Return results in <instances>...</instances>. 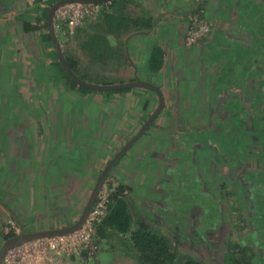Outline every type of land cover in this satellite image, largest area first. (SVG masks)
Listing matches in <instances>:
<instances>
[{"label":"rangeland","instance_id":"374dc122","mask_svg":"<svg viewBox=\"0 0 264 264\" xmlns=\"http://www.w3.org/2000/svg\"><path fill=\"white\" fill-rule=\"evenodd\" d=\"M57 1L59 0H0V198H2L5 203L7 201L9 207L14 205L15 199L20 200L16 195L11 193L14 191L17 192V180L23 183V185H32L31 189L33 191L37 189L39 192L44 191L42 187L43 184L47 185L49 190L55 187V184L61 188L60 192H58L61 193L59 196L53 198L52 196L49 197L51 203L48 202L46 208L39 205L38 208L36 206L37 209H34V206H30L31 203H28L29 205L27 206L30 209L24 211L22 215L30 214V216L20 219L21 225L25 227H18L17 219H13L11 214L9 215L7 213L1 215L0 248L7 239L19 234L20 231L26 233L32 230L30 227L31 223L43 225L44 230L59 229L71 225L80 217L88 201L89 195L99 176L95 179H82L80 176L75 177L72 173L61 172L63 178L57 183L53 181V178L52 181L49 180V176L53 175L52 177H54L56 174L58 175V169H70L73 168V166L78 168L81 165L79 164L78 157H76L79 151H74L76 150L75 147L72 148V151L76 156H67V154H65L62 159L60 157V160L53 161L56 159L52 157L53 154L59 151H56L53 145H47L49 139L48 135H54L55 129H57L56 134L58 138H63V136L68 135L66 129L61 132L63 129L62 125L64 127L67 126V124H65V117L68 118L72 130H75V126L79 128L75 130L74 134L82 135L85 134V132H82L84 131L83 129L88 131L91 129L94 131L92 135H95L99 129L100 137L102 138L104 137L101 131L103 126L107 127L108 124H110L111 129L114 130L118 124L122 122L121 119L125 115L126 118L125 120L123 119L124 124H129L131 121L135 120L138 127H141L158 106L156 95L152 91L146 89L132 88L123 91L119 90L117 92H98L78 86H76L75 89L71 88L74 87V85L67 77V74L61 70L57 61L54 60L55 56L52 51L53 48H51V43L45 39L46 35L44 34L46 30L42 27V23H46V21H44V19L43 21H37V18L40 17L42 19L46 10L48 9V12L49 8ZM225 1V6L220 11V18L223 20V23H227L225 19L233 3V0ZM258 1L260 4H255ZM258 1L254 0L247 4L245 8L248 12L246 11V13H249V18L251 19L250 14H253V8L255 14H257L258 17L261 16L264 20V2L261 0ZM192 2L193 0L189 1L190 4H192ZM216 2L217 0H215V3ZM113 3V8L115 10L118 5L116 2ZM153 8L155 9V7ZM204 8V4H200L195 11L192 10L188 15H185L187 16L186 18H188V23L183 36V43L185 46L191 47L190 49H185L183 46L179 47L178 59L180 64L183 65V61L185 62V60L182 58V54L184 52L187 53L190 62L194 59V54H196V56L198 54L199 57L202 55V58L206 61L205 70L208 69L210 72L212 66L210 63L212 61L215 62V60L218 59L217 62H220L222 58H224L222 61L226 60L225 52L224 55L221 53V50L223 52L224 46V42H222L224 34L216 30L222 27L223 23L218 19L216 20L217 17H214L215 19L212 18L213 16L207 13V10ZM100 9L101 7L97 6V12L92 20L97 18ZM240 9L241 7H239V11L242 13ZM181 12L184 11L181 10ZM194 20H197V22L201 21L208 25L210 29V32L198 41L200 42L207 38L208 44L205 46L204 50H202V53L199 51L201 46L195 45L198 42L192 45H188L186 42L188 27ZM263 20L260 21L262 26H264ZM85 21L71 34L67 30V26L61 23L58 16L54 14L53 17V29L62 55L64 58L66 57L74 61L77 67L76 74L85 76L88 83L90 82L91 84L98 85H114L133 82L136 76L142 81L153 80L155 85L159 86V89L168 90L169 88L168 91L171 90V93H173L174 86L172 85V81L167 79V76L163 79L159 75H152L151 77L150 71L144 67V65H146L145 60L141 59L138 62H135L134 59L131 60V57H135L136 48L140 47V49H142V47H147L146 43L148 39H145L142 35H136L138 32L136 33L130 30L128 32H122L118 37L108 35L111 46L119 48L121 62H116L115 60L108 63L106 66L101 65L103 63L94 64V62L91 61L90 55L86 54L83 49V45L87 41L86 36L93 32V30L89 29L87 26L88 23ZM25 22L28 24L27 30L24 29ZM213 23L214 25L212 26L211 24ZM243 23L244 21L241 24ZM127 38L129 40H127ZM241 38L245 40L244 37ZM261 39L263 43L264 36L260 39L258 38V40ZM125 41H129L127 43L128 61L123 57V44ZM246 45L247 44H239L236 42L232 46L233 49L242 54L241 51L242 49L244 50ZM249 46L252 47L249 52V61H251V65L253 64V66H255V61L257 62V67L264 65L262 64L264 62V53H258L257 51L258 48H261L260 45ZM262 46L264 45L262 44ZM243 53H245V51ZM254 54H256L255 58L253 57ZM144 55L145 51L142 53L143 58L145 57ZM95 56L99 57L101 54L96 53ZM242 57L244 58V56ZM258 57L260 58L259 61ZM196 59H194L193 62ZM260 60H262V63ZM226 66L229 67L230 70L232 67H235L233 63L230 62H228ZM218 67L221 70L222 66H217L216 68L218 69ZM234 69V71L233 69L231 71L237 76H241V78H245L246 76L251 78L253 76V73H249V71L252 70V66H249V71L247 70V72H243L242 70L238 71L239 69L236 68ZM185 71L186 75L189 76L193 70L191 67H186ZM218 73L220 74L219 71ZM214 78V75L203 78L204 89L209 90L206 91V94L203 93L204 89L200 91V89L196 88L195 92H193L190 84L195 88L194 80L197 81V79L191 81L192 78H188L186 84L188 92H182V94L187 99L189 97L193 105H195V102L198 101L200 96L205 98V96L208 95L210 101H212V98L216 96L214 93H217L219 88L218 78ZM214 81L217 82L216 87L212 85ZM177 84L178 83H176V90ZM229 85L230 83L228 86ZM229 88L231 89L233 87L229 86ZM263 88L264 85L261 86L259 95L253 92L252 98L250 95H246L244 88L243 92L241 91L239 94L235 93L237 98L243 96L241 97L242 100L239 102L240 106L237 108V110L240 108L244 110H240V112L237 111V113H239V119L241 118V112H245L244 114L246 115L256 114L254 107L257 103L261 104L264 100V96L262 95ZM252 90L257 92L256 88ZM125 92H129L130 95H133V98L131 100H126V96H123ZM235 94L233 93V95ZM119 95L120 98H117ZM146 96L150 97V99H147L150 101H148L149 106L143 112V100ZM123 98L125 102H128V106L126 107L122 103ZM153 100L155 102L151 103ZM131 101H133V105H131ZM149 108L150 110H154L146 117ZM190 111L192 112L185 116L182 114L178 116V113L177 115L168 114L166 109L152 122V126H154V124L156 125V123L163 120V128H169L166 122H170L175 129L178 127L179 132L175 135L183 139V141H180L181 139L178 138L179 140H173V143H169L168 138H172V135L167 137L156 132H148L150 136L147 138L148 135L143 134L141 140L135 143L131 147L132 150L130 149L125 155L126 158L132 159V153L136 155V153L143 148L149 149L150 147V149H156L152 152L153 158L148 154L146 155V163L148 162L146 166H149L150 172H153L151 173L153 176L145 174L141 177V174L138 172L133 175V182L139 184L130 188V191L124 198L128 203V211L134 221H141L158 234L160 233V235L166 237L182 256L189 255L195 257L205 264H233L235 263V255L232 254V250H240L241 255H245L244 263L249 264L248 258L252 256L250 257L251 264H264L263 258L261 260L259 259L260 263L258 260L260 256L264 255L263 251L258 249L260 245L264 244V236L261 235L258 238L259 232L256 233L254 229L253 234L256 233L257 240L260 242L253 247H247L246 243L248 237H251L250 233L242 240L244 232L248 233L251 231L248 230L251 227L253 230L254 227L252 224L256 219L259 225H261L260 232L264 231V192L259 194V190H255L254 192H258L259 195H256L257 197L253 195L251 199L253 202L250 203L249 198L251 193L237 186L238 179L237 176H234L235 178L232 177V175H234L233 172H226L228 170H233L234 167L236 170L237 164L239 165L238 168L246 166L241 163L244 160L243 148L241 154L238 155L237 152H240L239 144H237L236 140L231 142L232 140L229 139L227 142L228 145H226V151L228 153L230 151L232 160L227 159V161H225V157L223 160V156L226 151L219 145L221 141L227 137V133H225L227 132V127L224 128L223 125L231 124L239 128L241 122L238 120L237 124V122L235 123L236 119L224 118L225 109L220 110V108H218L217 111L214 110V126L208 127L206 123L210 113H205L207 111L202 112L201 120H203L202 122L204 125H199L194 123V120L195 116H200V112L197 111V109H191ZM142 114H144V117H141ZM258 115V117H264V111L261 113L259 112ZM175 118L179 120L182 119V121H180L182 123L177 125ZM184 120H191L193 122H187L185 125ZM261 123H264V121ZM159 125H161V123ZM152 126L150 129L153 128ZM71 133L73 135V132ZM90 133L87 132V134ZM116 134L118 133L113 131L110 135H105L111 138L115 137ZM202 136H205V140H208L207 147L203 150L196 147L199 144L197 138ZM240 136L247 139L251 135L245 132V127L242 126L241 134H239L238 137ZM257 137H259V146L262 148V154H264V134L260 133ZM220 138H222V140ZM233 138L234 137H232V139ZM111 142L113 143V141H107V144ZM192 142H197L193 145L195 148L192 146ZM92 143L96 145L98 142L94 140ZM141 143L143 144L141 145ZM29 145L31 146L30 148ZM85 146H87V143ZM158 146H161V151L157 149ZM213 147L216 148L213 149ZM121 148L117 150L119 151ZM24 150H26V152ZM234 151L236 156H234ZM123 157L119 160L118 164L116 163L113 167L114 169L110 171L102 188L113 190L123 182V180H119L115 175V173H117L115 172L116 169H119V163L125 159ZM61 160H64V162ZM74 160L75 163H72ZM262 161H264V158L259 161L260 165L263 167L264 163ZM92 164L93 163L83 164L87 166L85 171H88L89 167L93 166ZM224 168L226 170H223ZM126 170L128 171V169ZM34 173H37V175L33 179H29ZM89 173L88 177L90 175ZM260 177L264 178V174L260 175ZM203 188H206V190ZM259 189L263 190V187H259ZM22 190L24 196H22L21 200L26 201L28 196L26 192L27 189L23 187ZM38 191H36V194ZM51 191L53 190L51 189ZM203 191H206V193H202ZM13 196H15V199ZM35 198L37 199V197ZM54 198H62L64 200L63 202L68 200L69 203H72L75 207L80 205V208L74 215L72 212L68 214L67 211H65V207L62 208L63 211L61 212L57 209L61 207V203H54ZM246 199L247 202L245 201ZM257 199H260V205L256 203ZM217 200H219L218 202L221 205ZM252 203H256L257 205H252ZM218 205L220 206L219 211L217 209ZM197 209L204 212L198 213ZM187 215L192 216L190 221L193 225L187 223L188 221L186 222ZM58 216H60L59 219ZM68 216L69 218H67ZM194 217H196V221H199L195 227L194 225L196 223ZM37 219H43L44 221H36ZM163 220L169 222H162ZM237 220H240L239 223H243V226L240 224V231H236L235 235L233 233V227ZM39 225L37 228H39ZM215 225H217L215 231L211 228L208 230L209 227ZM185 227L189 228L185 230ZM35 230L36 229H33V232L40 231L39 229ZM193 230L195 235H189V232ZM186 235L188 237H186ZM46 239L50 238H43L40 240L46 242ZM252 239L254 238L252 237ZM32 243H35V241L27 243L26 246L28 247ZM245 243L246 246L243 245ZM83 245L84 244H81L80 250L78 249L76 253L72 252L65 254L64 251L61 250L45 252L37 248L35 254L33 250L30 252L27 251L26 253L22 250L18 256L16 246L7 252L5 264H69L68 259L77 260L81 264H117V260L120 261L121 258L132 259L134 253L130 246L128 236H119L112 231L105 232L104 236L101 237L97 234L95 235L93 229L90 244L86 247H83ZM259 251H261L262 254L260 253L259 255ZM101 255H105V258H102ZM237 260L239 259L237 258ZM240 263L243 264L242 261H240Z\"/></svg>","mask_w":264,"mask_h":264},{"label":"crops","instance_id":"0c3cea01","mask_svg":"<svg viewBox=\"0 0 264 264\" xmlns=\"http://www.w3.org/2000/svg\"><path fill=\"white\" fill-rule=\"evenodd\" d=\"M115 1L121 9L122 8H126V9L129 8L130 9L133 6L137 5V6H139V9L142 12H144L148 15L149 14L152 15V17H153L152 19H154L151 21V26L149 29L140 31L139 34H136V35H142L145 39H148L147 43H146L147 47L146 48L142 47V49H140V47L136 48L135 49V57L134 56H133V58L131 56L130 57H131V60L134 59L135 62H138L141 59L145 60L146 65H144V67H145V69L150 71L151 77H152V75H156V76L159 75L163 79L165 76H167L168 77L167 79L172 81V85L174 86L173 93H171V90L168 91L169 88H168V90H166V89L163 90L162 88H160L161 92L163 93L164 100H165V106H164V109L162 111H165L167 109L168 114L170 113L172 115H177V113H178V116L181 114L183 116H185L186 114L192 112V111H190L191 109H197V111L200 112V116H195L194 123L199 124V125H204L202 122L203 120H201V115H202L203 111L204 112L207 111L205 113H210V115L208 116V120H207L206 125H208V127L214 126V124H213V119H214L213 116H215L214 110L217 111L218 108H220V110L225 109L226 103H228V101H229V97L231 95H233V93L239 94L238 92H241V91L243 92V88L239 89L238 88L239 86H238V87H236V89L231 88V90H229V91H225L222 89V91L219 92L220 91L219 90V91H217V93H214L216 96L212 98L213 99L212 101H210V99H209L210 97L208 95L205 96V98L200 96L198 101L195 102V105H193L191 100H189V97L187 99L182 94V92H185V93L188 92V89L186 87V84L188 82V78H192L191 81H193L194 79H197V81L194 80L195 81V83H194L195 88L190 84V87H191V89H193V92H195L196 88L200 89V91H201L204 89L203 78L206 76H209V75L210 76L214 75V77H215L216 76V70H217L216 67L217 66L223 67L224 61H222L223 58L221 59L220 62H217L218 59H216L215 62L212 61L211 63L209 61L210 65H212L211 69H210L211 71L209 72L208 69L205 70L206 61L202 58V55H200V57H199L198 54H197V56H196V54H194L193 58L194 59L197 58L194 61L196 63V65H195V63L193 62L194 59L190 62L188 60L189 58H188L187 53L184 52L182 54V58L185 60V62L183 61V65H181L180 61L178 59L179 58L178 57V50H179V47H181V46H183L185 49H190V47H191V46L190 47L185 46L183 43V38H184L183 36L185 34V31L187 28L186 25L188 23V20H187L188 18H186L187 16H185V15H188V13L191 12L192 10L195 11V9L198 8V5L204 4V7H205L204 9L207 10L206 12L209 13L211 16H213L212 18L217 17L216 20L218 19L220 21V19H221L220 18V11L222 8H219V6H216L217 2L215 3V0H193L192 4L189 3L190 0H115ZM167 1H168V3H167ZM235 1H237V0H235ZM244 1L253 2L254 0H240L239 5L241 6L242 4H245L246 2H244ZM256 1H258V0H256ZM255 4L259 5L260 3L258 1ZM118 6H117L116 10L118 9ZM153 7H155V9ZM185 7H188L189 9L185 8ZM181 10L184 12H181ZM254 12H255V10H254ZM146 14H144V16ZM227 16H228V14H227ZM208 18H210V17H208ZM235 18H234V16L229 17V20L227 21V23L222 22L223 26L216 29V30H219V33L224 34L223 37L226 36L225 37L226 42L228 43L227 47H231L232 45H234L235 44L234 42L238 39V37L242 36L243 31L249 30L248 32L250 34V31L253 32V30H256L258 28H262L260 21L263 19L261 16L258 17V15L255 13L253 15H251V19L249 18L248 24L244 27H241L239 23L237 24V21ZM211 25L213 26L214 23ZM239 28H242L243 31H241V30L239 31ZM209 32H210V29H209ZM133 37H135V36H133ZM128 38H127V40H129ZM252 40H251V43H248V42L245 43L247 45L244 47V50L242 49V51H241L242 56H245L247 54V51H249L247 48L248 45H255V39L253 38ZM248 41H250V40H248ZM207 44H208L207 38H205L195 45L201 46L199 51L202 53V50H204V48ZM135 45H137V44H135ZM154 48H158L162 54V65H161L160 69L156 72L151 71L148 67L150 57H151V54H152V51ZM233 50H235V49H233ZM144 51H145V55H144L145 57L143 58L142 53ZM244 51H245V53H243ZM237 54L239 55L238 52L236 53V56H237ZM198 58H199V60H198ZM228 61L233 63V64H236L239 61V56H238L236 61H235V59L234 60L231 59ZM248 65L252 66L253 64L251 65V61H250L248 63ZM186 67H191L193 70L192 73L189 74V76L186 75V71H185ZM252 67H253L252 68V72H253L254 69L256 70V66H252ZM214 79H216V78H214ZM146 82L154 83L153 80L146 81ZM176 83H178L177 84V90H176ZM50 84H52V83H50ZM216 84H217V82L214 81L212 85L214 87H216L217 86ZM228 89H230V88L228 87ZM206 91H209V90L204 89L203 93L206 94ZM246 92L247 91H245V93ZM63 94H64V91H63ZM263 94H264V90H263ZM247 95H248V93H247ZM123 96H126L125 97L126 100H131L133 98V95H130L129 92H125ZM235 96H236V94H235ZM241 97H243V96H241ZM117 98H120V95ZM125 99L123 98L122 103L126 107V106H128V102H125ZM147 99H150V97L146 96V98H144V100H143L144 101L143 108H142L143 112L149 106L148 101H150V100H147ZM152 102H155V101L153 100V101H151V103ZM131 105H133V101H131ZM153 110L154 109L150 110V108H149V112L147 114L145 113L146 117H148L151 114V112H153ZM143 112H141V113H143ZM224 116H226V115L224 114ZM141 117H144V114H142ZM125 118L126 117L124 115L123 118L121 119L122 122H120L114 130L111 129L110 124H108L107 127L103 126L101 131H102L104 137L101 138L99 129L95 133V135H92V133H94V131H92L91 129H89L90 131L83 129L84 131H82V132H85V134H82V135L74 134L75 130H78L79 128L75 126V130H72L70 128L68 118L65 117V121H66L65 124H67V126L64 127L62 125L63 129L61 130V132L64 129H66L68 135L63 136V138H58L57 134H56L57 129H55L54 135H52V136L48 135L49 139L47 141V145L48 144H49V146L53 145V147L56 149V151H59L58 153L55 152L53 154L52 157L56 158L53 161L60 160V157L62 159L63 155H65V154H67V156H76L75 153L72 151V148L75 147L76 150H74V151H76V152L79 151L78 155L76 157H78L79 164H81V165L78 168H75L73 166V168H70V169H68V168H65L63 170L58 169V172H59L58 175L56 174L54 177H52L53 175L49 176V180L52 181V178H53L54 179L53 181L55 183H57L61 178H63L61 176L62 175L61 172L72 173L75 175V177L80 176L82 179H86V178L87 179H95V178H97L100 175L103 168L105 167V165H107V163L111 160V158L117 153V151H118L117 149L123 147L125 145V143L128 141V139H130L133 136V134H135L136 131L140 127V126L138 127L135 120L131 121L129 124H126V123L124 124L123 119L125 120ZM180 121H182V119L179 120V119L175 118V122L177 125L179 123H182ZM184 122L186 125L187 122H193V121L184 120ZM160 123H161V125H159ZM162 124H163V120H161L159 123H156V125L154 124V126L151 125L153 128L150 129L151 128L150 127L149 130H147L145 133L148 135L147 138L150 136L148 132H152V133L156 132V133H159L161 135H165L167 137H169V135H172V138H170V137L168 138L169 143H173V140H178L177 138H179V137H177L175 135L177 132H179L178 127H176L177 129H175V127L168 121L166 122V125L168 124L169 128H163ZM113 131L118 133V134H116L115 137H111V138H110V136L106 137L105 134L110 135L111 132H113ZM71 132H73V135ZM87 132L88 133L91 132V133L87 134ZM141 138L137 142H139L141 140ZM94 140H96L98 142L96 145H94L92 143ZM107 141H113V143L111 142V143L107 144ZM86 143H87V146H85ZM142 144L143 143H141V145ZM30 147L31 146L29 145V148ZM85 147H86V149H85ZM157 149H159V151H161V146L160 147L158 146ZM154 150H156V149L155 148L150 149V147H149V149L143 148V149L139 150L136 153V155H134L132 153V155H133L131 157L132 159L126 158V156L123 157L125 159H123V161H121V163H119L120 164L119 169H116V171H115V172H117V173H115L116 177L119 178V180H123V182L120 181L121 185L127 186L129 188H133L134 185H136V184L138 185L139 183L133 182V179H134L133 175L136 172L140 173L141 177L144 176L145 174H149V175L153 176V174H151L153 172H150L149 166H146V164L148 163V162L146 163V155L148 154V155H150L151 158H153L152 152H154ZM24 151L26 152V150H24ZM163 152H164V150H163ZM20 153H21V150H20ZM82 160H84V161H82ZM61 161L64 162V160H61ZM46 163H47V161H46ZM72 163H75V160L72 161ZM88 163L89 164L93 163L92 164L93 166H90L88 171L87 170L85 171L87 166H85L83 164H88ZM113 169L114 168H112V170ZM126 169H128V171ZM129 171H130V173H129ZM88 173L90 174L89 177H88ZM36 175H37V173L32 174L29 179H33ZM31 186H28L27 184L23 185V183H21L17 180V192L14 191L11 193L16 195L17 198H19L20 200H16L15 196H13L15 199L14 205L9 207L7 201L5 203V201L2 198H0L1 212H2V213L0 212V216L5 215L7 213L9 215L11 214L13 219H15V220L17 219L18 227H20V226L25 227V226L21 225L20 219L23 217L25 218L27 216H30V214L22 215V213L24 211H26L27 209L28 210L30 209L27 206V205H29L28 204L29 202L31 203L30 206H34V209H37L39 205L41 207L43 206V208H46L47 203L48 202L51 203V201H49L50 200L49 197L52 196V198H53V197H57L61 194V193H58V192H60L61 188L56 184H55V187L50 188V190H49V188H47V185L43 184L42 187L44 188V191H41V192H39L38 189L33 191L31 189ZM23 187H25L27 189L26 192H27L28 196H27L26 201L21 200L22 196H24V192L22 190ZM13 188H15V187H13ZM51 189L53 191H51ZM36 191H38L37 194H36ZM35 197H37V199ZM53 201H55L54 203L60 202L61 207L60 208L56 207V208L62 212L63 211L62 208L65 207L66 208L65 211H67L68 214L70 212H72L74 215L75 213L78 212V210L80 208V205L75 207L72 203H69L68 200H65V202H63L64 200L62 198L61 199H55ZM36 206H37V208H36ZM59 217L60 216H58V219H59ZM67 218H69V216ZM38 220L44 221L43 219H37L36 221H38ZM55 221H56V219H55ZM30 225H31L30 227L32 228V230H30V231H32V232H33V229H36V230L39 229L40 231L44 230L43 225H39L37 223L36 224L31 223ZM38 225H39V228H37ZM30 231H28V232H30ZM101 256H102V258H105V255H101ZM68 260H69V264H75V263L81 264L79 261L74 260V259L73 260L68 259ZM98 260H99V257H98ZM100 261H101V257H100ZM129 261H131V260L127 259V258H121L120 261L117 260V264H126ZM110 264H112V263H110Z\"/></svg>","mask_w":264,"mask_h":264},{"label":"water","instance_id":"95a60500","mask_svg":"<svg viewBox=\"0 0 264 264\" xmlns=\"http://www.w3.org/2000/svg\"><path fill=\"white\" fill-rule=\"evenodd\" d=\"M110 1L111 0H59L56 3H54L48 11L47 22H46L47 32H48L49 37L51 39V43H52L54 52H55L58 60L60 61L63 69L67 73V75L71 79H73L78 85H80L86 89L93 90V91H119V90H126V89H132V88L146 89V90L152 91L156 95L157 100H158V106L154 110V112L148 117V119L141 125V127L136 131V133L113 156V158L107 163V165L101 171V173H100V175H99V177H98V179H97V181L93 187V190H92L91 194L89 195L88 201L85 204L83 211L81 212L80 217L71 225L63 227V228H59V229L44 230V231H37V232H26V233H24L23 231H20L19 234L15 235L14 237L7 239L4 242V244L1 246V248H0V264H5V256H6L7 252L13 247H16V246L24 244V243L32 242L35 240H40L43 238H51V237H56V236L69 235V234L79 230L83 226L85 221L87 220V218L91 212V209L94 205V202L96 200V197L98 195V192L101 190L103 183L106 180V178L108 177L112 168L116 165V163L119 162V160L123 156H125L127 154V152L143 136V134H145L146 131L149 130V128L152 125L153 120H155V118L164 109L165 102H164L163 93L161 92L159 87L156 86L155 84H153L151 82L142 81V80L138 79L136 76H135V81L128 82V83H121V84H114V85H112V84L111 85H96V84L87 83V82L79 79L73 73V71L70 69L69 65L67 64L64 56L62 55L58 40L56 38L54 29H53V17H54L56 10L59 9L60 7L64 6V5H67V4H103V3H108ZM239 1L240 0H237V1L233 0L231 9L228 13V16H226L225 21L227 22L229 20V17L234 16V18L236 17L235 19L237 21V24L239 23L241 27H244L248 24V20H249V13H246L247 10L245 7L250 2L244 1L247 4L245 3V4H242L240 6ZM261 1L264 2L263 0H261ZM224 2H226V1L225 0H217V6H219V8H224V6H225ZM239 7H241L240 10H242V13H241V11H239ZM252 11L254 14L255 12L253 9H252ZM253 14L251 13L250 16ZM220 21L223 22V20H221V19H220ZM243 21H244V23L241 24ZM240 30L243 31L242 28H239V31ZM248 31L249 30L243 31L242 36H239L238 39L234 43H236V42L239 44H245L247 42L251 43V40L254 38L255 39V45L259 44L261 47V48L257 49L258 53H262V52L264 53V46H262V44L264 45V42L263 43L261 42L262 39L258 40V38L260 39L262 36H264V33H263L264 32V26H262V28H258L256 30H253V32L250 31V34ZM241 37H244L245 40H243ZM248 40H250V41H248ZM222 42H224L223 43L224 46H223V52L221 50V53H223V55H224V52H225L226 60H224L223 67L221 68V70L219 67L216 70L215 78H218V81H219L218 91L220 90L219 92H221L222 89L225 91H229V89H228L229 86L233 87L235 89H236V87L239 86L238 88L239 89L244 88L245 91H247L246 95L248 93V95H250L251 98H252L253 92H255L257 95H259L261 92L260 91L261 86L264 85V65L257 67L256 66L257 62L255 61L256 70H254V72H252V70L249 71V65H248V63L250 62L249 61L250 60L249 59V57H250L249 52L251 51L252 48L249 45L247 46L249 51H247V54L243 58V57H241L242 54H240V53H239V55L237 54V56H236L237 52L235 50H233L232 46L227 47L228 43L226 42V38L223 37ZM238 56H239V61L236 64H233L235 66L234 68L239 69L238 71L242 70L243 72H247V70H248L249 73H253V76L251 78H248V76H246L245 78L244 77L241 78V76H237L236 74H234L233 71L235 69L233 67H232L233 71H231L232 69L230 70V68L226 66V64H228V62H229L228 60H231V59L234 60L235 59V61H236ZM253 57L255 58L256 54H254ZM259 59L260 58L258 57V61H259ZM260 62L262 63V60H260ZM262 64H264V62ZM218 71L220 72V74L218 73ZM262 74H263V76H262ZM229 83H230V85L228 86ZM254 88L257 89V92L252 90ZM263 90H264V88H263ZM263 90H262V95L264 96ZM238 93H240V92H238ZM240 97L237 98L235 95H232L229 97V101H228V103H226V108H225V115L228 117L225 116L224 118L236 119L235 123L238 120H240L241 125L239 128H237V126H235L236 127L235 128L231 124L223 125L224 128L227 127V132H225V133H227V137L224 138L223 140H222V138H220L222 141L219 145L223 147L224 151H226V147H227L226 145H228L227 142L229 141V139L232 140L231 142H234V140H236L237 144H239V147H240L239 150L241 151L243 148V154L245 156L247 155V157L244 158L245 161L243 160V162H241L243 165H246L245 167L243 166V167L238 168L239 165L237 164L236 170L234 167L233 170H231V171L228 170L226 172H229V173L233 172L234 175H232V177L237 176V179H238V185L237 186L240 187L242 190L251 193V196L249 198L250 203H251V202H253L251 200L253 195L256 196V195H259L260 193L264 192V184H263L264 178L260 177V175L264 174V165H263L264 161H262L263 167L259 163V161L264 158V154H262V151H261L262 148H260V146H259L260 145L259 137H257V135H259L260 133L264 134V123H261L262 121H264L263 120L264 117H258L259 112L261 113L262 111H264V100L262 101L261 104L258 105V103H257V105L254 107V110L256 111L255 115H246V114H244L245 112H241L240 113L241 118L239 119V113H237V111H239V112H240V110L244 111V110H242L243 108L242 109L240 108L237 110V108L240 106L239 102H240V100H242V98H240ZM229 107H230V109H229ZM237 124H238V122H237ZM242 126L245 127V132H247L248 134L251 135L247 139L245 137H241V136L238 137V135L241 134ZM232 137H234V138L232 139ZM179 139H181V138L179 137ZM197 140L199 143L196 146L197 148L203 150L207 147L208 140H205V136L198 137ZM180 141H183V139H181ZM203 142L205 145L203 144ZM196 143L192 142V146L195 145ZM215 148L216 147H213V149H215ZM218 149H219V147H218ZM237 154H240V152L239 153L237 152ZM234 156H236L235 151H234ZM224 157H225V161H227V159L232 160L230 151H229V153L226 151V153L223 156V160H224ZM224 164H226V163H224ZM247 164H249V165H247ZM224 166H226V165H224ZM223 170H226V169L224 168ZM231 178H229V179H231ZM259 187H263V190L259 189ZM203 189L206 190V188H203ZM255 190H259L258 191L259 194H258V192H254ZM202 193H206V191H203ZM218 201L219 200H217V202ZM245 201L247 202V199ZM259 203H260V201H259ZM254 204L255 203H252V205H254ZM219 208H220V206L218 205V208H217L218 211L220 210ZM197 211H198V213L204 212V211H200V209H198ZM189 217H191V215ZM253 221H254V217H253ZM252 225L254 227V223ZM195 226H197V225L195 224ZM215 226H217V225H215ZM251 228L248 229V230H251L248 233L244 232L242 240L245 236H247L250 233L251 237H248L249 242L259 244V242L257 243V241H258L257 239L259 238L260 235H258V238L256 236V233L259 230H257V228H255V227L253 228V230ZM254 229L256 232L255 234H253ZM252 237L254 239H252ZM247 247H253V245L248 244Z\"/></svg>","mask_w":264,"mask_h":264},{"label":"trees","instance_id":"16d2710c","mask_svg":"<svg viewBox=\"0 0 264 264\" xmlns=\"http://www.w3.org/2000/svg\"><path fill=\"white\" fill-rule=\"evenodd\" d=\"M113 2H116V1L111 0L108 3L92 4V5L101 7L100 13L98 14L97 18H94V20L90 18V19H86L85 21L88 23L87 26L89 27V29L93 30V32L92 34L86 36L87 41L83 45V49L85 50L86 54L90 55L92 59L91 61L94 62V64L103 63L101 65L106 66L110 62H113L115 60L116 62H119L121 60V54L119 52V48L118 47L114 48L111 46V41L108 39V35L118 37L121 35L122 32H128L130 30L136 33L138 32L139 34L141 30L149 29L151 26V21L154 20L152 19L153 18L152 15L150 14L148 15L142 12L139 9V6L137 5L133 6L130 9L128 8L129 10L126 8L121 9L119 6L117 10L116 9L114 10ZM47 10L44 13L42 19L40 17L37 18L38 22L43 21V19L44 21L47 22V14H48ZM144 14L146 15L144 16ZM42 27H44L46 30L44 34L46 35L45 39L49 43H51V39L47 32V24L42 23ZM24 29L26 30L28 29L27 22H25L24 24ZM128 42L125 41V43L123 44V48H124L123 57H125L126 60H128L127 58V52H128L127 43ZM51 48H53L52 43H51ZM52 51L56 58V59L54 58V60L57 61L61 70L65 72V70L63 69L60 61L58 60L54 52V49H52ZM96 53L101 54V56L96 57L95 56ZM65 60L67 64L69 65L70 69L73 71V73L77 75L79 79L86 81L88 83V80H86L85 76L76 74L77 67L74 61L66 57H65ZM161 65H162L161 51L158 48H154L152 51L151 57H150L148 67L151 71L156 72L160 69ZM67 77L71 80V83L74 85V87H71L72 89H75L76 86L84 88L78 85L68 75ZM98 92H102V91H98ZM240 154H241V151H240ZM243 157L246 158L247 155L246 156L244 155ZM129 191H130L129 187L121 185V184L118 185L113 190H111L108 196V205H107L106 213L101 218L99 223H97L94 227L95 235L97 234L98 236L103 237L105 232L112 231V232H115V234H118L120 236H128L130 246L132 247V250L134 251V253L132 255V259H130L131 261L127 262L126 264H205L202 261L196 259L195 257L189 256V255L182 256L180 252L177 250V248L172 246V244L169 242V240L166 237H164L163 235H160V233L158 234L157 232H155L153 229H151L149 226H147L143 222L134 221L128 211V203L126 199H124ZM256 201H260V199H257ZM189 216L190 215H187L186 222L188 221L187 223H191L193 225V223L190 221L192 219V216L191 217ZM194 220L197 225L199 221H196L197 219L195 217H194ZM162 222L167 223L169 221L163 220ZM239 222L240 220H237L236 224L233 227V233L235 235H236V231L238 230L240 231V226L243 224ZM254 227L257 228V230H259L258 232L260 236L261 235L264 236V231L260 232L261 225H259V223L257 222V219L254 221ZM186 228L188 229L189 227H185V230ZM210 228L213 229L214 231L217 229L216 226L209 227L208 230ZM190 234H194V230L190 231L189 235ZM186 237L188 236L186 235ZM247 242L250 245H255V243L249 242V239ZM258 242L260 241L258 240L257 243ZM232 254L235 255V258H234L235 263L233 264H241L240 261H242L243 264H246L244 263L245 255L244 256L241 255L240 250L238 251L232 250ZM250 257L248 258L249 264H251ZM237 258L239 260H237Z\"/></svg>","mask_w":264,"mask_h":264},{"label":"built area","instance_id":"2783aa9c","mask_svg":"<svg viewBox=\"0 0 264 264\" xmlns=\"http://www.w3.org/2000/svg\"><path fill=\"white\" fill-rule=\"evenodd\" d=\"M96 12L97 6L92 4H67L57 9L55 16H58L61 23L67 26V30L72 34L86 19L93 18ZM208 33L209 28L206 24L201 21L197 22V20H194V22H192V24L188 27L186 42L188 45L195 44L200 39L204 38ZM110 192L111 190H107L106 188H102L98 192L91 212L81 229L69 235L56 236V238L46 239V242L42 240H35V243L30 244L28 247L26 246L27 243L18 245L17 256L20 255L22 250L25 253L33 250V253L35 254L37 252V248H40V250L45 252L61 250L64 251L65 254H69L72 252H78V249L80 250L81 248V244H84L83 247L88 246L91 242L92 230L106 213Z\"/></svg>","mask_w":264,"mask_h":264},{"label":"flooded vegetation","instance_id":"af4514ba","mask_svg":"<svg viewBox=\"0 0 264 264\" xmlns=\"http://www.w3.org/2000/svg\"><path fill=\"white\" fill-rule=\"evenodd\" d=\"M256 203H257V204H260L259 201H256ZM256 203H255V204H256ZM257 204H256V205H257ZM186 229H187V228H186ZM191 236H192V235H191ZM246 243H247V245H248V242H247V241H246ZM246 243L243 244V245L246 246ZM255 244H256V243H255ZM253 246H254V245H253ZM258 249L264 251V244H263V245H260ZM252 253H253V251H252ZM260 253L262 254L261 251H259V255H260ZM263 253H264V252H263ZM262 258H264V255L260 256V258H258V260H259V259L261 260ZM260 260H259V263H260ZM262 264H263V263H262Z\"/></svg>","mask_w":264,"mask_h":264}]
</instances>
